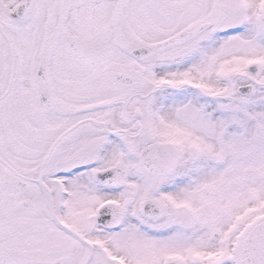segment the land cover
<instances>
[{
  "label": "snow or ice",
  "instance_id": "1",
  "mask_svg": "<svg viewBox=\"0 0 264 264\" xmlns=\"http://www.w3.org/2000/svg\"><path fill=\"white\" fill-rule=\"evenodd\" d=\"M0 264H264V0H0Z\"/></svg>",
  "mask_w": 264,
  "mask_h": 264
}]
</instances>
